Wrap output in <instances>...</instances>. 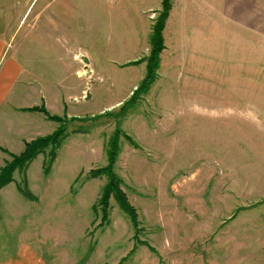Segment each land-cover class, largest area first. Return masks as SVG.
<instances>
[{"label": "rangeland", "instance_id": "obj_1", "mask_svg": "<svg viewBox=\"0 0 264 264\" xmlns=\"http://www.w3.org/2000/svg\"><path fill=\"white\" fill-rule=\"evenodd\" d=\"M171 1L158 76L121 119L138 145L121 137L114 166L147 245L115 197L103 221L108 178L90 173L107 165L112 114L146 74L140 59L150 53L163 0L42 6V38L66 48L37 54L42 98L25 108L83 119L69 122L48 172L50 148L14 173L1 219L12 221L3 234L40 242L55 264H244L249 240L262 260L264 0ZM31 3L24 29L37 19ZM58 126L44 119L38 137ZM6 150L9 161L16 153ZM25 187L36 199L20 192Z\"/></svg>", "mask_w": 264, "mask_h": 264}, {"label": "crops", "instance_id": "obj_2", "mask_svg": "<svg viewBox=\"0 0 264 264\" xmlns=\"http://www.w3.org/2000/svg\"><path fill=\"white\" fill-rule=\"evenodd\" d=\"M25 2L26 0H0V147L16 154L24 150L26 142L40 136L44 119L50 120L43 112L23 110L26 106L38 105L39 102L36 101L42 98L41 87L36 86L43 81L41 69L37 66V54L43 51L57 53L59 46L66 48L55 44L56 39L53 40L54 44L51 38L49 41L43 39L48 36L42 34V6L54 5L56 0H31V6L38 5L37 12L34 13L37 19L27 30L24 29L25 18L32 10L31 7L25 9ZM18 37L20 39L15 41ZM8 155V152L0 148V169L7 163ZM4 189L5 187L0 191V201L3 203L0 205V264H55L34 245L40 246V242L32 243L17 237L10 239L11 237L3 234L4 226L8 231L9 223H12L4 221V216L1 219ZM15 195L19 201L18 193ZM13 210L14 214L20 212L19 208ZM255 244V240L244 243L243 256L247 259L244 264H264V255L262 262L256 259L258 243L257 246ZM261 247L264 249V244Z\"/></svg>", "mask_w": 264, "mask_h": 264}, {"label": "trees", "instance_id": "obj_3", "mask_svg": "<svg viewBox=\"0 0 264 264\" xmlns=\"http://www.w3.org/2000/svg\"><path fill=\"white\" fill-rule=\"evenodd\" d=\"M172 8L171 0H163L162 10L156 19L152 32L150 34V53L148 56L140 59L141 61H147L146 64V74L141 80L139 85L134 89L132 95L128 100H126L122 106L121 111L117 114H112L117 120L116 131L112 138L109 139V150H108V163L107 165L100 167L98 169H92L90 176L98 177L101 175H106L108 180L103 188L101 198L99 200V205L102 207L103 221L108 218L110 199L115 197L122 209L130 216L133 226L136 230L135 237L138 243L146 244L139 238V233L141 232V227L139 225V218L137 209L130 203L126 193L121 188L122 178L114 171V166L117 161L119 152L121 150V137H128L134 145H138L132 137L127 135L121 128V119L141 100L144 94H146L151 88L152 84L155 82L158 76V69L161 62V54L166 48L164 39V29L166 26V21L168 19L170 10ZM135 63V61H133ZM26 111H40L47 115L50 120L59 123V126L51 134L43 137L35 138L31 141L26 142L24 150L20 154H12V159L7 161V163L0 169V191L3 187L14 181V173L17 170L25 169L28 164L34 160L38 154L42 153L45 149L50 148L49 158L46 162L45 170L48 172L52 163L57 157V149L63 142V140L68 136V125L70 121H75V119H83L82 117H68L60 116L56 114H51L44 106H33L31 108H23ZM105 115V113H104ZM108 115V114H107ZM111 116V115H108ZM94 117V116H93ZM2 150L6 149L0 147ZM20 192L30 199H36L29 189L19 188Z\"/></svg>", "mask_w": 264, "mask_h": 264}]
</instances>
